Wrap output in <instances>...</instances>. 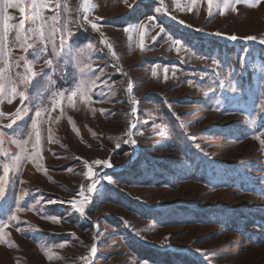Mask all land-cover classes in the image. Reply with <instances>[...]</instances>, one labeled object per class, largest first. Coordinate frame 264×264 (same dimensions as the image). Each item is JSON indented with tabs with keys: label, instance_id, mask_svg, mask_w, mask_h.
Returning a JSON list of instances; mask_svg holds the SVG:
<instances>
[{
	"label": "rangeland",
	"instance_id": "obj_1",
	"mask_svg": "<svg viewBox=\"0 0 264 264\" xmlns=\"http://www.w3.org/2000/svg\"><path fill=\"white\" fill-rule=\"evenodd\" d=\"M6 2L0 264H264V0Z\"/></svg>",
	"mask_w": 264,
	"mask_h": 264
},
{
	"label": "snow or ice",
	"instance_id": "obj_2",
	"mask_svg": "<svg viewBox=\"0 0 264 264\" xmlns=\"http://www.w3.org/2000/svg\"><path fill=\"white\" fill-rule=\"evenodd\" d=\"M237 2H239V0H237ZM208 4H209V6L211 7V5H212V0H208ZM34 6H35V5H34ZM58 6H59V5H57V7H58ZM9 7H18L19 10H20L22 13L24 12V8H23V6H22L21 4H13V3H12V0H7V2L5 3V11H7V9H8ZM39 7H41V8L47 7V3H46V2L41 3V4L39 5ZM225 7H227V4L225 5ZM7 19H8V20H11V19H13V18H12V17H7ZM53 20H55V17H53ZM24 27H25V26H24V22H23V20H21V22H20L19 25H18V28L21 29V30H23ZM92 27H93V28H96L97 25H96V24H92ZM40 35H41V38H43V33H42V32H41ZM216 35H220V33H216ZM227 38L230 39V40H236V39H237L236 36H229V37H227ZM17 39H21V37H20V36H17ZM174 43H177V44H178V43H180V41H179V40H175ZM261 43H264V41H261ZM26 47H30V45H27ZM47 63H48L49 65H52L53 61H52L51 59H49V60H47ZM25 64L27 65V69H26V70H27V73H29L32 77H34V76L36 75V73L33 71V67H32V65H31L29 62H27V61H25ZM17 66H19V65H17ZM165 71H167V69H165ZM24 79L26 80V79H27V76L24 77ZM3 87H4V85H3V80H2V78H0V90H3ZM128 90L131 91V88H129ZM10 91H11V94L13 95V97H14V96L16 95V92H17L16 88H15V87H12V88L10 89ZM232 91H236L235 87L232 88ZM72 95H73V97H75L76 92H73ZM20 97H21V99L24 98L22 92L20 93ZM18 115H19V114H18ZM39 115H40V112L37 111V112H36V116H39ZM33 127H35V125H33ZM132 142L135 143V141H132ZM261 143L264 144V140H262ZM95 163H96L97 165H99V164H101L102 162L99 161V160H97ZM104 163H106V162H104ZM107 166L110 167L111 165L109 164V165H107ZM92 175H93V173H92L91 170H90V171H89V177H91ZM90 191H91V189H90ZM0 193H2V190H0ZM80 194L83 195V192H81ZM74 207H75V205H74ZM76 210H77V211H80L81 213H83V205H81L80 207H78ZM92 252L95 253V248L92 249Z\"/></svg>",
	"mask_w": 264,
	"mask_h": 264
},
{
	"label": "trees",
	"instance_id": "obj_3",
	"mask_svg": "<svg viewBox=\"0 0 264 264\" xmlns=\"http://www.w3.org/2000/svg\"><path fill=\"white\" fill-rule=\"evenodd\" d=\"M217 210H218V209H216V208H213V209H212V211H216V212H217Z\"/></svg>",
	"mask_w": 264,
	"mask_h": 264
}]
</instances>
